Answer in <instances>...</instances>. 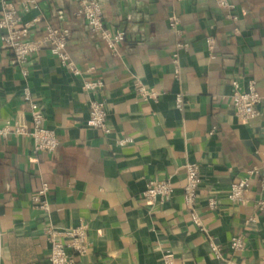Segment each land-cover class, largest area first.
I'll return each instance as SVG.
<instances>
[{
    "label": "crops",
    "instance_id": "obj_1",
    "mask_svg": "<svg viewBox=\"0 0 264 264\" xmlns=\"http://www.w3.org/2000/svg\"><path fill=\"white\" fill-rule=\"evenodd\" d=\"M98 1L106 25L126 33L119 54L75 15L79 0H38L25 14L71 29L68 51L81 75L44 48L29 60L25 76L0 38V124L20 118L31 126L30 105L21 97L29 87L60 142L54 152L35 153L29 136H0V264H51L47 228L82 221L89 224L90 245L77 264H163L166 254L177 264H223L185 205L188 162L201 165L197 208L223 255L239 264H264V211L256 207L264 198V105L245 122L230 99L232 80L243 89L255 80L264 95V0H229L236 19L216 0ZM174 17L181 35L170 26ZM41 34L37 29L31 36ZM179 41L189 48L180 51L176 76ZM95 78L105 84L101 96L112 130L107 136L87 125L92 94L82 83ZM137 79L162 92L158 101L140 97ZM178 93L184 95L182 110ZM124 136L134 141L117 146ZM254 167L258 172L244 201L232 202L231 184ZM168 178V199L142 198L148 180ZM43 182L50 186L49 212L31 201ZM210 198L217 199V208L208 207ZM254 213L256 221L249 222ZM234 236L245 246L232 254Z\"/></svg>",
    "mask_w": 264,
    "mask_h": 264
},
{
    "label": "built area",
    "instance_id": "obj_2",
    "mask_svg": "<svg viewBox=\"0 0 264 264\" xmlns=\"http://www.w3.org/2000/svg\"><path fill=\"white\" fill-rule=\"evenodd\" d=\"M183 1V0H179ZM219 7L226 10L228 18L236 19L234 14L235 5L229 0H216ZM38 7V0H19L12 2L9 0H1L0 4V38L4 48L10 49L14 54L15 63L21 67L23 75L27 76L29 70L27 63L39 51L44 48L58 58L61 65L67 68L71 74L81 75V69L76 65L68 51V43L71 37V29L66 26H55L51 23H43L41 16H33L30 19L25 18V14ZM77 17L83 18L90 31L103 40L108 48L114 53L119 54V46L126 40V33L122 30H113L106 25L102 6L98 0H79L78 8L75 11ZM180 19L174 17L170 21L171 28L181 35L179 29ZM40 29L42 34L33 38L31 33L33 30ZM207 45L212 50L214 38H207ZM189 44L179 41L176 44V50L173 53V62L176 65V76L179 75V58L180 51L187 50ZM214 57V54L211 55ZM232 93L230 96L231 103L235 107L236 115L243 121L249 122L260 115L259 105H264V95H262L257 87L255 80H250L246 89L241 88L238 80H232ZM105 84L101 78L83 79L82 88L90 92L89 117L87 125L100 129L105 136L109 135L112 130L108 123L109 111L107 99L101 96ZM134 86L140 97L144 100L152 99L158 101L162 92L155 87H150L143 83L141 79L134 82ZM24 102L28 103L31 108V126L24 120L18 118L8 120L4 124H0V136L6 138L10 134L15 136H29L33 139L34 152H54L60 142L56 132L46 125V115L38 101L34 98L29 87H25L21 95ZM185 105L183 93L176 95V106L183 109ZM216 128L212 130V133ZM134 140L131 136H124L116 140L119 147L128 145ZM262 167H264V150ZM186 168V182L183 188V198L185 205L190 212L194 223L199 230L206 234L211 251L216 258L223 261V264H239L233 256L225 257L222 247L214 240L211 232L202 223L197 202L199 198V190L203 183L201 165L198 162H188ZM258 172V168L254 167L247 172V176L233 182L230 187L228 198L235 203L244 201L245 192L250 185L251 177ZM264 188V179L262 181ZM50 186L48 182H43L37 192L31 196L34 206L44 212H49L50 202L48 193ZM173 192V182L168 179H150L146 182L145 188L141 193L142 198L150 203L157 201H165ZM218 206L216 198H210L208 207L215 209ZM256 207L264 211V198L257 201ZM256 214L250 215L248 221L255 222ZM89 224L80 222L79 224L66 228H56L50 226L46 230V234L51 242L50 262L51 264H77L79 259L83 258L90 245ZM0 232V249H1ZM244 240L240 236H234L229 248L232 254L244 248ZM163 264L175 263L171 254H166Z\"/></svg>",
    "mask_w": 264,
    "mask_h": 264
}]
</instances>
